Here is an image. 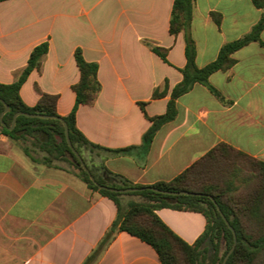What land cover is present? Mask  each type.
<instances>
[{
  "label": "crops",
  "instance_id": "obj_1",
  "mask_svg": "<svg viewBox=\"0 0 264 264\" xmlns=\"http://www.w3.org/2000/svg\"><path fill=\"white\" fill-rule=\"evenodd\" d=\"M174 1H2L0 83H14L33 49L48 42L41 67L28 76L20 96L34 107L40 92L57 95L58 115L65 117L76 102L73 86L80 72L74 53L81 49L86 61L98 64L102 88L93 105L79 106L77 127L102 147H133L125 155H94L98 167L105 165L137 185L171 181L222 143L264 162V47L259 42L234 53L229 70L211 75L210 84L223 101L196 84L176 101V118L159 129L149 146L143 143L152 125L146 115L167 112L187 64L186 33H170ZM263 12L253 0H195L189 34L198 67L248 34ZM213 13L221 14V24ZM146 42L167 49L168 63ZM166 84L167 94L154 99V91H163ZM130 201L124 198V204ZM156 214L189 244L206 230L207 220L198 212L161 208ZM117 217L111 199L91 190L68 168L34 162L0 132V264H85ZM90 264L162 263L151 245L118 231Z\"/></svg>",
  "mask_w": 264,
  "mask_h": 264
},
{
  "label": "trees",
  "instance_id": "obj_2",
  "mask_svg": "<svg viewBox=\"0 0 264 264\" xmlns=\"http://www.w3.org/2000/svg\"><path fill=\"white\" fill-rule=\"evenodd\" d=\"M2 1L5 0H0ZM194 1H174L170 33L175 36L181 32L186 33L187 64L180 70L183 80L173 89L167 112L156 117L146 115L152 123L143 137V143L146 146L151 144L164 124L176 118V101L181 96L190 92L196 84H202L223 101L222 95L210 84L211 75L218 71L229 70L235 64L233 54L248 44L259 42L264 47V42L261 40V34L264 31L263 12L259 22L248 34L225 44L215 61L199 68L196 63V46L189 34ZM253 3L257 8L264 10V0H253ZM212 17L217 24H221V14L213 13ZM146 45L168 63L167 49L152 42H146ZM48 50V42L36 46L30 55L28 66L20 77L12 84L0 83V115L5 110V105L10 108L3 116L6 126L12 125L14 115L18 112L63 118L68 124L74 148L81 155L99 185L115 189L149 187L134 184L123 176L111 172L105 165L93 169L87 162L85 152L125 155L133 147L108 149L92 143L78 129L76 114L79 106L93 105L102 88L98 79V64L86 61L81 49H77L74 53L80 80L73 86L76 102L69 115L65 117L58 115L57 95L40 92V100L36 106L30 107L24 103L20 90L31 72L41 67ZM167 91L166 84L163 91L158 89L154 91L153 98L164 97ZM140 106L146 113L145 104L140 103ZM7 127L0 122V132L15 142L34 162L57 168L59 165L56 162H67L73 168L69 169L70 173L80 178L91 190L99 192L116 204L118 217L102 240L98 251L112 240L116 232L122 231L151 245L162 264H204L206 260H210L209 264H222L234 244L233 232L225 222L223 214L237 235V246L226 264H264V162L254 160L232 146L222 143L173 180L152 185L163 191L190 192L196 195L171 196L150 190L118 193L100 189L91 180L90 175L83 169L69 147L64 125L60 120L22 115L17 118L13 130ZM29 141L44 154L43 157L34 156L32 149L26 145ZM247 172L248 176H246ZM243 176H246L247 183L250 182L253 185L244 193L240 190L242 187L240 183H244ZM126 196H140L144 200L124 204ZM211 197L220 207L221 213ZM161 208L203 214L207 220L204 234L194 244L187 243L158 217L156 211ZM96 253L90 256L85 264H90L96 257Z\"/></svg>",
  "mask_w": 264,
  "mask_h": 264
},
{
  "label": "water",
  "instance_id": "obj_3",
  "mask_svg": "<svg viewBox=\"0 0 264 264\" xmlns=\"http://www.w3.org/2000/svg\"><path fill=\"white\" fill-rule=\"evenodd\" d=\"M9 106L5 105V110L2 112V114L0 115V122L3 126L7 127L4 120H3V116L5 115L6 112L9 111ZM27 116V117H31V118H41V119H58L60 120L65 128V134H66V140L67 143L69 145V147L71 148L72 152L76 155V157L78 158V160L80 161L83 169L90 175L91 180L96 183L100 189H108L112 192H118V193H128V192H138V191H144V190H150V191H154L156 193H160V194H164V195H171V196H180V195H196V193H190V192H170V191H163L160 190L158 188L149 186L147 188H128V189H115V188H108L106 186L103 185H99L95 178L92 176L90 169L88 168L87 164L84 162L83 158L81 157V155L78 153V151L74 148L72 141L70 139V132H69V127L67 122L63 119V118H57V117H53V116H47V115H41V114H29V113H23V112H18L14 115V119H13V123L10 127H7L9 130H13L16 126V121L17 118L19 116ZM211 199L214 201V203L217 205V203L215 202L214 198L211 197ZM217 209L218 211L221 213V209L220 207L217 205ZM225 222L227 223L228 227L232 230L233 235H234V244L232 246V248L230 249V251L228 252V254L226 255L224 261L222 264H226L229 257L231 256V254L233 253V251L235 250L236 246H237V235L236 232L234 230V228L229 224L228 220L226 219V217L222 214Z\"/></svg>",
  "mask_w": 264,
  "mask_h": 264
},
{
  "label": "rangeland",
  "instance_id": "obj_4",
  "mask_svg": "<svg viewBox=\"0 0 264 264\" xmlns=\"http://www.w3.org/2000/svg\"><path fill=\"white\" fill-rule=\"evenodd\" d=\"M26 145L29 146L32 149V152H33L34 156L39 157V158L43 157L44 154L42 152H40L37 148H35L31 141L27 142ZM88 155L89 154L87 152H85V156H86V159H87V162H88L89 166L91 168H93V169L97 168L100 165V160L98 159V157H96L93 154L91 156L92 158L90 159L89 158L90 156H88ZM56 164L61 165V166L65 167V168H68V169H73L72 167H70V165L67 162H56ZM248 175L249 174L247 172L246 176H248ZM246 176H243L244 179L242 180V182L244 181V183H240V185L242 186L241 189H240L242 193L247 192V190H250V188H248V187H252L253 186L250 182L247 183V181L245 180ZM253 188H255V186ZM129 199H131L132 201H136V202H142L144 200L140 196H129ZM209 261L210 260H206L204 262V264H209L210 263Z\"/></svg>",
  "mask_w": 264,
  "mask_h": 264
}]
</instances>
